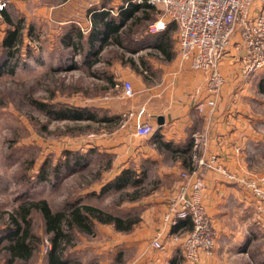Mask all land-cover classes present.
<instances>
[{
  "label": "crops",
  "instance_id": "crops-1",
  "mask_svg": "<svg viewBox=\"0 0 264 264\" xmlns=\"http://www.w3.org/2000/svg\"><path fill=\"white\" fill-rule=\"evenodd\" d=\"M9 1L8 10L24 20V42L31 48L35 45L39 51L44 41L50 60H55V51L61 57L59 61L64 62L70 58L66 57L69 52V64L71 61L74 67H91V78L98 81L103 80L99 71L104 68L106 78L115 83L112 87L118 89L116 96L104 104L110 109V116L120 121L105 141L97 142L105 153L111 154L110 171L116 173L143 159L144 163L154 164L156 174L168 181L159 186V192L146 198L138 222L128 231L98 224L102 234L101 240H96L100 264H115V249H119L120 264L121 259L122 264H170L176 255L181 256L180 243L169 238L164 251H155L150 245L161 230L166 203L175 193L180 173L191 175L198 169L199 159L215 154L218 165L242 179L264 176V92L259 89L264 70L244 81L239 73L237 56L241 49L236 40L223 57L220 70L224 80L215 98V109L207 117L195 109L208 96L207 76L179 61L174 24H167L165 30L155 34L147 33L140 24H126L120 34L112 36L100 30L95 18L102 17V13L117 17L119 9L126 7L125 0ZM157 12L155 8V20ZM5 28L0 17V38ZM29 30L34 38L28 37ZM90 36L95 39L89 41ZM69 37L73 43L79 41L82 50L88 49L89 55H73L72 48L65 44ZM124 81L132 86L131 98L120 95ZM158 118L162 125H158ZM145 122L159 131L164 142L188 149V153L174 155L163 148L157 151L150 137L135 136V126ZM194 135L199 137L198 143ZM205 174L201 204L214 227V251L194 263L181 256L180 264H264V227L256 219L255 201L218 173Z\"/></svg>",
  "mask_w": 264,
  "mask_h": 264
},
{
  "label": "rangeland",
  "instance_id": "rangeland-1",
  "mask_svg": "<svg viewBox=\"0 0 264 264\" xmlns=\"http://www.w3.org/2000/svg\"><path fill=\"white\" fill-rule=\"evenodd\" d=\"M150 23L143 22L140 28H146L147 31ZM43 42L42 49L38 51V47L33 45L31 48L25 41L14 73L9 75L4 72L0 76V248L6 245L4 242L8 236V228L5 227L6 214L11 213L17 206L31 201L47 200L53 211H60L64 201L76 199L82 205L103 209L123 220L137 219L143 212L146 198L159 192L161 184L168 183L156 174L157 168L154 164L148 161L144 163L143 159L115 171L116 173L110 171L111 154L105 153L104 147L98 144L109 137L117 128L116 125L58 121L39 110L37 106L40 103L70 108L87 107L105 112L109 117L111 111L106 109L107 104L104 103L110 97L116 96L118 91L105 81L88 76L87 67L73 69V62L70 61L69 64L72 58L69 52L66 57L70 58L64 62L59 61L61 57L59 58V53L54 54L55 51L52 54L55 60H50ZM27 46L32 50L30 55L26 53ZM254 74L243 75L242 78L249 81ZM77 153L83 157L89 155L88 165L84 167L73 164L74 166L67 167L66 158H74L73 155ZM57 166H61L57 181L55 178L45 182L38 180V174ZM128 168L138 175L145 172L146 181L138 189L140 198L130 200L128 195L124 196L133 193L129 186L120 192L111 189L104 194L100 193L103 186ZM221 168L226 170L222 166ZM51 176L50 174L49 177ZM261 179L264 176L257 175L248 180L257 182ZM91 192L96 194L91 195ZM31 220L32 230L40 237L41 245L26 264H46L45 254L50 243L44 233L40 214L33 212ZM95 226L92 237L74 235L76 244L68 249L73 264H100L97 258L100 246L96 240L100 241L102 234L99 232V225ZM114 252L115 264H120L119 249ZM108 259L111 263V258ZM4 260L5 255L0 252V264H5ZM120 261L122 264V259ZM16 264L22 263L18 261Z\"/></svg>",
  "mask_w": 264,
  "mask_h": 264
},
{
  "label": "built area",
  "instance_id": "built-area-1",
  "mask_svg": "<svg viewBox=\"0 0 264 264\" xmlns=\"http://www.w3.org/2000/svg\"><path fill=\"white\" fill-rule=\"evenodd\" d=\"M146 1L159 13L155 22L148 25L147 33L155 34L165 30L167 24H174L179 61L189 63L192 69L207 76L205 91L208 96L195 106L203 116H211L215 109V98L224 80L220 70L223 57L234 40L235 44L240 43V75L249 76L264 70V0ZM9 4V0H0V12ZM120 95L123 98L134 96L129 82L121 84ZM135 127L134 134L139 138L151 137L155 132L154 127L146 122ZM193 137L198 143L199 137ZM197 162L198 171H193L191 175L180 173L181 180L175 193L166 203L161 230L154 235L150 245L155 251H164L165 240L169 238L180 243L181 256L191 263L199 261L203 255L210 256L215 247L214 227L201 204L205 173L208 171L218 173L244 189L255 201L256 219L264 227V179L256 182L235 178L217 164L212 154L206 160L199 159ZM186 220L192 225L190 231L172 230L178 222Z\"/></svg>",
  "mask_w": 264,
  "mask_h": 264
},
{
  "label": "trees",
  "instance_id": "trees-1",
  "mask_svg": "<svg viewBox=\"0 0 264 264\" xmlns=\"http://www.w3.org/2000/svg\"><path fill=\"white\" fill-rule=\"evenodd\" d=\"M125 4L126 7L119 9L117 17L102 13V17L95 18L97 25L104 34L116 36L120 34L121 29L125 27L126 24L141 25L146 21L151 22L150 24L154 23L155 19L153 14L155 12V7L152 8L146 0H141V2L138 3L134 0H125ZM8 8L0 12V17H2V21L6 25V28L3 30L4 35L0 38V76L3 75L4 72H7L9 75L14 73L17 66L16 63L19 60V56H21L20 52L25 38L23 33L24 20L12 14ZM32 32L30 30L27 31L29 38H34ZM97 35L103 34L98 33ZM92 38L95 39L90 36L89 41L92 40ZM65 44L72 48L71 53L73 55L74 53L80 52L83 54L82 57H87L89 55V50H82L79 41L73 43L72 38L69 37ZM25 49H27L26 53L30 55L32 52L31 48L27 46ZM129 63L133 66V62L129 61ZM75 68L81 69L77 66L73 69ZM90 68L91 67H87L86 71L89 72L87 75L91 77V75L94 74L90 73ZM99 72L104 76L102 77V81H105L110 87L115 85L112 79L108 77L106 78L104 68ZM98 77V79H100L101 75ZM259 89L264 92V82L260 84ZM33 103L36 104V102ZM37 107L42 112L46 113L48 117H52L58 121H84L92 124L107 123L112 125H117L120 121L116 116L108 117L105 112L101 113L96 109L90 110L87 107L70 108L62 105H48L46 103H40ZM150 140L152 143H155L157 151H160L163 148L170 150L174 155L177 153L186 155L188 153V149H182L176 147L170 142H164L159 135V131H155L150 137ZM91 153L92 151L90 154ZM79 154H74V158L72 157L71 159L66 158L65 165L70 167L75 164L77 166L81 165L86 167L88 165L87 163H89V155L83 157ZM60 168L61 166L49 170L46 169L45 172L38 174V180L45 182L51 181L55 178L57 181ZM50 174L52 175L51 178L49 177ZM97 176H99V173H97ZM146 178L145 172H141L138 175L135 174L132 169L128 168L122 171L118 177L110 181V183L103 186L100 193L104 194L111 189L120 192L129 186L133 189V193H127L124 196L128 195L130 200H135L140 198V192H138V189H140L143 181H146ZM95 194L96 193L91 192V195ZM59 210L60 211H53L47 200H40L37 202L31 201L30 203L17 206L11 211V213L6 214L5 227L8 228V236L5 243L6 245L0 248V252L5 255V264H16L18 261L22 264L28 263L31 261L30 259L35 251L41 245L40 237L33 232L31 227V215L33 212L40 214L44 233L48 237L50 243L48 251L45 254L46 264H73L68 249L74 247L76 244L74 235L83 234L92 237L96 228L95 224L110 225L113 226L116 231H128L136 222H138L137 219L123 220L116 215L106 213L103 209L89 205H82L80 202H77L76 199L64 201ZM191 227L192 225L190 221L186 220L178 222L177 226L172 230L177 231L180 229L183 231H190ZM181 261L182 257L176 255V257L172 258L170 264H180Z\"/></svg>",
  "mask_w": 264,
  "mask_h": 264
},
{
  "label": "water",
  "instance_id": "water-1",
  "mask_svg": "<svg viewBox=\"0 0 264 264\" xmlns=\"http://www.w3.org/2000/svg\"><path fill=\"white\" fill-rule=\"evenodd\" d=\"M163 124V121L161 118H158V125H162Z\"/></svg>",
  "mask_w": 264,
  "mask_h": 264
}]
</instances>
